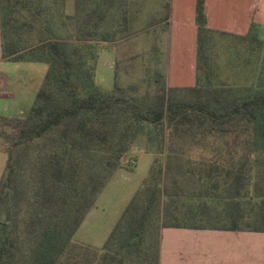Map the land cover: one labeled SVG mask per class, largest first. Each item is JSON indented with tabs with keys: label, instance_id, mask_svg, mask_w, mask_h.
Returning a JSON list of instances; mask_svg holds the SVG:
<instances>
[{
	"label": "trees",
	"instance_id": "1",
	"mask_svg": "<svg viewBox=\"0 0 264 264\" xmlns=\"http://www.w3.org/2000/svg\"><path fill=\"white\" fill-rule=\"evenodd\" d=\"M66 2L0 0L3 59L48 66L28 114L0 116L7 144L0 264H160L162 228L264 233L258 26L245 36L220 33L208 25L206 0H196L195 86L169 87L155 69L144 86L121 87L115 72L108 91L95 80L102 50L95 42L112 43L128 32L132 1L124 2L118 30L106 18L116 17L121 0H75L73 14ZM217 35L252 56L240 59L251 64L252 80L214 84ZM134 149L154 155L140 189L102 248L78 242L86 216ZM153 215L161 219L156 232Z\"/></svg>",
	"mask_w": 264,
	"mask_h": 264
},
{
	"label": "rangeland",
	"instance_id": "2",
	"mask_svg": "<svg viewBox=\"0 0 264 264\" xmlns=\"http://www.w3.org/2000/svg\"><path fill=\"white\" fill-rule=\"evenodd\" d=\"M183 1L181 0V2ZM249 1L251 0H211L212 19L214 20H212V23L215 24L214 22H216L226 30H239L238 28H241L239 27L240 21L244 16H247ZM124 2H127V0H121L123 6L115 14L116 17L112 18V14H109L106 18V23L113 25L115 30L123 27L122 17L125 11L122 7L125 6ZM172 3L173 0L133 1L132 10L135 14L132 19L133 25L131 24L128 32L121 38H116V41L112 43L95 42L96 45L102 48L99 53L95 78L98 86L108 91L113 90L115 72L118 76V84L121 87L129 85L144 86L152 77L155 69L162 73L168 86L174 87L176 84L195 86L198 73L194 77L190 65H170V56L175 51V46L172 44L171 32L166 19L171 17ZM185 3L187 4V0ZM255 3L258 5V12L257 15H254L252 24L258 26L259 37L264 40V0H255ZM74 7V0H67L66 12L68 14L74 13ZM126 15H129L128 11ZM218 32L238 35L223 30H218ZM247 34L248 32L245 35ZM119 36L121 35L117 33L116 37ZM215 38L213 52L215 61L214 84L217 86L233 83L243 84L252 80V73H249L252 68L251 64L248 66L242 64L245 60H252V56L245 53L246 51L241 48L242 46L237 45L229 37L217 35ZM236 50L241 51V54L238 53V60V56L235 54ZM8 65L6 73L14 80L13 87L17 91V96L9 99L6 107L0 108V116L9 119L23 118L35 103L36 94L43 83L48 66L44 63L26 62L21 64L9 63ZM189 77H192V79L194 77V81H189ZM175 78H185V80L174 81ZM6 145V142L0 139V180L7 163ZM143 152L134 149L128 155L136 159V165L130 167L123 162L125 165L122 167V169H125L124 172L117 176L112 184L103 191L97 209L91 210L77 231L75 239L78 242L99 249L106 244L123 212L134 197L136 190L148 175L153 157L151 154ZM160 225V217L153 215L150 222L151 230L156 232Z\"/></svg>",
	"mask_w": 264,
	"mask_h": 264
},
{
	"label": "crops",
	"instance_id": "3",
	"mask_svg": "<svg viewBox=\"0 0 264 264\" xmlns=\"http://www.w3.org/2000/svg\"><path fill=\"white\" fill-rule=\"evenodd\" d=\"M131 1L135 2V0ZM185 1L173 0L171 5L172 14L167 19L172 44L175 46V51L170 56V65H190L193 70V76L195 77L197 75L196 0H187V4ZM206 4L208 25L211 29L229 31L238 35H245L249 32L254 20L253 17L258 12V5L255 3V0L249 1L247 5V16H244L239 24L241 28H238L237 25L236 27L239 30H226L224 27L219 26L218 23H212L213 9L211 0H206ZM257 22L259 21L257 20ZM9 63L21 64L23 62H11L3 59L0 23V108L2 109L7 106L6 103H8L9 99L17 96V91L13 87L14 80L6 73ZM194 77L193 79L189 77V81H194ZM173 80L184 81L185 78H175ZM169 87L171 86L169 85ZM174 87L187 88L192 86L176 84ZM151 155L154 160V155ZM133 159L135 160V164L130 167L136 165V159ZM124 170L122 168L118 169L104 190ZM102 195L103 192L97 199L92 210L97 209V204L102 198ZM160 264H264V233L217 229L162 228L160 230Z\"/></svg>",
	"mask_w": 264,
	"mask_h": 264
},
{
	"label": "built area",
	"instance_id": "4",
	"mask_svg": "<svg viewBox=\"0 0 264 264\" xmlns=\"http://www.w3.org/2000/svg\"><path fill=\"white\" fill-rule=\"evenodd\" d=\"M0 81H1V77H0ZM124 163L127 166H132L135 164V160L127 155L125 156Z\"/></svg>",
	"mask_w": 264,
	"mask_h": 264
}]
</instances>
